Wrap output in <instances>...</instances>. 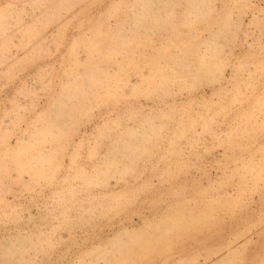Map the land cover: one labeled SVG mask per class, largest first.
Returning <instances> with one entry per match:
<instances>
[{"label": "rangeland", "instance_id": "1", "mask_svg": "<svg viewBox=\"0 0 264 264\" xmlns=\"http://www.w3.org/2000/svg\"><path fill=\"white\" fill-rule=\"evenodd\" d=\"M190 1L0 0V264H264V0Z\"/></svg>", "mask_w": 264, "mask_h": 264}, {"label": "bare ground", "instance_id": "2", "mask_svg": "<svg viewBox=\"0 0 264 264\" xmlns=\"http://www.w3.org/2000/svg\"><path fill=\"white\" fill-rule=\"evenodd\" d=\"M63 1H64V0H63ZM140 1H141V0H140ZM144 1H145V0H144ZM191 1H192V0H191ZM191 1H190V2H191ZM203 1H204V0H203ZM208 1H209V0H208ZM147 2H148V1H147ZM190 2H189V4H191ZM139 3H142V2H139ZM145 3H146V2H145ZM143 5H144V4H142V6H143ZM147 5H148V4H147ZM192 5H193L192 8H207V7L210 6V3H207L206 0H205V2H202L201 0H195V1L193 0L191 6H192ZM56 6H57V5H56ZM140 6H141V5H140ZM140 6H139V7H140ZM143 8H146V7H143ZM187 8H191V7H187ZM209 8H210V7H209ZM138 12H139V11H138ZM145 12H146V11H145ZM147 12H148V11H147ZM141 13H143V12H141ZM141 13H140V14H141ZM145 14H146V13H145ZM132 19H133V17H132ZM140 19H142V18H140ZM148 24H149V23H148ZM135 25H136V24H135ZM118 26H120V25H118ZM131 32H132V31H131ZM123 34H124V32H123ZM97 35H98V34L96 33V36H97ZM104 35H105V34H104ZM111 35H112V34H111ZM125 35H126V34H125ZM186 36H187V35H186ZM91 37H92V36H91ZM100 37H101V36H100ZM126 37H127V36H126ZM96 38H97V37H96ZM115 38H116V35H115ZM187 38H188V37H187ZM215 38H216V37H214V39H215ZM95 40H96V39H95ZM114 41H115V40H114ZM123 41H124V39H123ZM91 42L93 43L92 40H91ZM95 42H96V41H95ZM95 42H94V43H95ZM215 42H216V41H215ZM89 43H90V42H89ZM114 43H115V42H114ZM114 43L112 44V45H113L112 48L109 47V48L111 49L110 52H111V53H114V54H123L124 51H122L123 49H121L122 46H121V45H118V43H116V44L118 45V46H116ZM112 45H111V46H112ZM120 47H121V48H120ZM172 49H175V48H172ZM99 50H100V49H99ZM166 50L168 51V49H166ZM162 51H163V50H162ZM187 51H188V50H186V52H187ZM173 52H174V51H173ZM175 52H176V51H175ZM198 52H199V51H198ZM176 53H177L178 55H180V56L176 55ZM176 53H174V54L176 55L177 58H178V57H179V58H181V57L183 58V56H181V54L178 53V51H177ZM183 53H185V50H184ZM172 55H173V53H172V54H169V53L166 52V51L163 52V54L161 55V56H162V58H161V60H162V62H161L162 65L160 64V66H164V64L168 62V63H167L168 65H165V67H166V66H169V67H166V68H168V69H166V68H165L166 70L163 69V70H164V73H165L166 75L169 73V71L171 72V70H175V71L180 70V68L177 67V66H179V65H175V64H174L175 62H176V64H177L178 62H182V64H183V61L186 60V59L184 58V60L182 59L183 61H181V59H179L180 61H178V60H176V57L173 55V56L175 57V59H174ZM194 55H195V56H193V58H192V57H191V58L189 57V58H190V61H192L193 64H194L195 66H197V65H200V66L203 65V66H205L206 58L203 56V54H202V55H201V54H198V55H197V53H196V54H194ZM159 58H160V56H159ZM208 58H209V57H208ZM107 59H109V58H107ZM118 59H119V57L117 56L115 60L118 61ZM153 59H154V58H153ZM173 59H174V60H173ZM191 59H192V60H191ZM161 60H160V61H161ZM187 60H189V59H187ZM208 60H209V59H208ZM94 61H95V60H94ZM151 61L154 62V60H152V59H151ZM156 61H157V60H156ZM174 61H175V62H174ZM152 62H150V63H152ZM158 62H159V61H158ZM158 62H157V65L155 64L156 66H154V65L151 66L152 69H153V67H157V66H159V65H158ZM163 62H164V64H163ZM192 62H191V63H192ZM187 63H188V62H187ZM189 64H190V62H189ZM93 65H94V64H93ZM99 65H100V64H99ZM101 65H102V64H101ZM160 66H159V67H160ZM180 66H181V65H180ZM200 66H199V67H200ZM93 67H94V66H91V68H93ZM123 68H125V67H124L121 63H118V65H116V67H115L116 70H115L114 68H112V70L114 69L115 71H118V70L123 69ZM136 68L138 69L139 67H136ZM160 68H162V67H160ZM185 68H186V67H185ZM96 69H97V67H96ZM102 69H103V68H102ZM201 69H202V68H201ZM114 70H113L112 72H114ZM160 70H161V69H160ZM160 70H159V71H160ZM168 70H169V71H168ZM153 71H154V70H153ZM155 71H156V70H155ZM175 71H174V72H175ZM160 72H161V71H160ZM162 72H163V71H162ZM178 72H179V71H178ZM114 73H116V72H114ZM164 73H163V74H164ZM86 74H87V73H86ZM159 74H160V73H159ZM183 74H184V73H183ZM87 75H88V74H87ZM92 75H94V74H92ZM109 75H110V74H109ZM160 75H161V74H160ZM174 75H175V74H174ZM177 75H179V74H177ZM167 76H168V75H167ZM86 77H87V76H86ZM161 77H163V76H160V78H161ZM177 77H178V76H177ZM98 78H99V77L97 76V79H98ZM168 78H169V77H168ZM170 78H171V77H170ZM170 78H169V79H170ZM178 78H179V77H178ZM90 79H91V77H90ZM99 79H101V77H100ZM99 79H98V80H99ZM107 79H108V78H107ZM169 79H168V80H169ZM171 79H172V78H171ZM166 80H167V78H166ZM88 82H89V78H88ZM169 82H170V81H169ZM92 83H93V82H92ZM97 83L100 84L98 81H97ZM104 83H105V82H104ZM107 83H108V82H107ZM101 85H102V84H101ZM104 85H105V84H104ZM99 86H100V85H99ZM70 87H71V86H70ZM81 87H82V86H81ZM93 87H94V86H93ZM84 90H85V89H84ZM84 90H83V91H84ZM68 91H71V90H68ZM73 91H74V90H73ZM73 91H72V94H73ZM75 92H76V91H75ZM64 93H65V92H64ZM67 93H68V92H67ZM67 93H65V94H67ZM69 94H70V92H69ZM69 94H68L67 96H69ZM70 95H71V94H70ZM63 97H64V96H63ZM71 97H72V96H71ZM68 98H69V97H68ZM74 98H75V97H74ZM64 99H65V97H64ZM70 99H71V98H70ZM62 100H63V99H62ZM56 101H57V100H56ZM58 101H59V100H58ZM60 101H61V96H60ZM68 101H69V100H68ZM69 102H70V101H69ZM74 102H75V100H74ZM59 103H60L61 105H64V107H66V109L69 110V109L67 108L68 106H67V105L65 106V104H67L68 102H66L65 104H63V102H59ZM51 104L54 105L53 102H52ZM70 104H71V102H70ZM58 105H59V104H58ZM68 105H69V104H68ZM54 106H55V105H54ZM70 106H71V105H70ZM52 107H53V106H51V108H52ZM59 108H61V107H59ZM52 109H54V108H52ZM64 109H65V108H61V109H60L61 111L59 110V111L61 112V114H62L64 111H67V110H64ZM56 111H57V110H56ZM71 111H72V110H71ZM71 111H70V110L68 111V112H69V116L72 115V114L70 115V113H72ZM68 112H67V113H68ZM47 113H48V112H47ZM47 113H46V115H47ZM58 113H59V112H58ZM50 114H51V113H50ZM63 114H64V113H63ZM73 114H74V112H73ZM46 115H45V116H46ZM66 116H67V114H66ZM69 116H68V117H69ZM103 116H104V115H103ZM64 117H65V116H64ZM51 118H52V115H51ZM49 119H50V117H49ZM60 119H61V118H60ZM62 119H64V118H62ZM53 120H54V119H53ZM50 121L53 123L52 120H50ZM58 122H59V121H58ZM58 122H57V123H58ZM63 122H64V121H63ZM147 123H148V121H147ZM58 125H59V123H58ZM60 125H62V124L60 123ZM150 125H151V124H150ZM154 126H155V125H154ZM38 127H39V126H38ZM50 127H51V126H50ZM132 127H133V126H132ZM151 127H152V126H151ZM42 128H43V127H42ZM44 128H45V127H44ZM44 128L42 129L43 132L46 131ZM46 128H47V126H46ZM51 128H52V127H51ZM158 128H159V127H158ZM161 128H162V127H161ZM61 129H62V128H61ZM126 129H127V127H126ZM126 129H125V130L123 129V132H121V134H125V135H126V132L129 131V130H126ZM144 129H145V128H144ZM38 130H39V128H38ZM40 130H41V129H40ZM47 130H49V129L47 128ZM49 131H50V130H49ZM121 131H122V130H121ZM145 131H146V130H145ZM138 133H139V132H138ZM138 133H133V134H138ZM144 133H145V132H144ZM157 133H158V132H157ZM153 134H154V133H153ZM119 135H120V134H119ZM145 135H146V134H145ZM129 136H130V135H129ZM117 137H118V136H117ZM142 138H143V137H142ZM124 139H125V138H124ZM115 140H116V138H115ZM120 140H121V139H120ZM124 141H128V140L125 139ZM124 141L122 140V143H123ZM147 141H148V140H147ZM118 142H119V141H118ZM118 142H117V143H118ZM126 143H127V142H126ZM126 143H124V144H126ZM128 143H130V142H128ZM128 143H127V144H128ZM119 144H120V143H119ZM115 145H116V144H115ZM116 146H117V145H116ZM120 146H123V147H124V145H120ZM125 146H126V145H125ZM127 146H128V145H127ZM127 146H126V147H127ZM117 147H118V146H117ZM119 148H120V147H118V149H119ZM118 149H117V151H120V150H118ZM122 153H123V152H122ZM124 153H125V152H124ZM117 155H118V154H117ZM113 156H114V155H113ZM105 157H106V156H105ZM103 158H104V157H103ZM116 158H117V157H116ZM113 159H114V158H113ZM119 160H120V159H119ZM104 161H105V160H104ZM109 161H110V160H109ZM94 162H95V161H94ZM105 162H106V161H105ZM95 163H96V162H95ZM107 164H109V163H107ZM107 164H106V165H107ZM124 179H125V178H124ZM123 182H124V181H123ZM126 184H127V183H126ZM113 189H114V188H113ZM109 192H110V191H109Z\"/></svg>", "mask_w": 264, "mask_h": 264}]
</instances>
